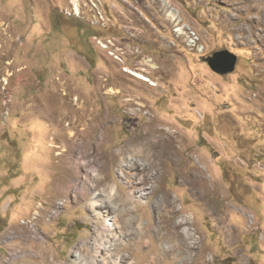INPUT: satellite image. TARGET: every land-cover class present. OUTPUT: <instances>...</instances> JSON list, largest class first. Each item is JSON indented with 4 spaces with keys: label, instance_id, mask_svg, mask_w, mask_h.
<instances>
[{
    "label": "rangeland",
    "instance_id": "374dc122",
    "mask_svg": "<svg viewBox=\"0 0 264 264\" xmlns=\"http://www.w3.org/2000/svg\"><path fill=\"white\" fill-rule=\"evenodd\" d=\"M244 2L0 0V264H74L77 246L81 264H104L91 243L113 238L105 215L143 223L116 230L129 245L113 258L127 263L190 258L172 231L189 219L206 264H264V42L248 36L264 0H247L259 6L249 12ZM221 50L238 56L233 73L203 60ZM78 98L89 109L80 120ZM153 119L177 137L159 153L142 143ZM126 162L144 167L132 184ZM57 200L62 212L49 217ZM39 203L35 236L21 221Z\"/></svg>",
    "mask_w": 264,
    "mask_h": 264
},
{
    "label": "bare ground",
    "instance_id": "6f19581e",
    "mask_svg": "<svg viewBox=\"0 0 264 264\" xmlns=\"http://www.w3.org/2000/svg\"><path fill=\"white\" fill-rule=\"evenodd\" d=\"M250 2H252L253 0H248ZM249 3H247V0H245L244 2V5L245 6H242L240 8H238L239 11H241L242 9L244 11H250L252 9H256L259 7V6H250L248 5ZM79 14V8H76ZM168 14V13H167ZM170 14V15H169ZM169 17L171 20H173L174 22H181L179 17L175 14V12L172 11V13H169ZM256 17L252 18L251 21L253 22V25L252 26V29L249 33V39H252L253 35L256 36V38L259 39V42H264V10L263 12H259L258 14L256 13ZM238 20V19H237ZM226 21V20H225ZM184 28L186 27H181L179 29H176L175 31L177 33H179V35H187V32L184 31ZM239 31H243L242 29H239ZM258 31V33H257ZM193 35V34H192ZM189 39V42H192L191 40V37L189 36L188 37ZM105 47V46H103ZM152 60H148L146 61L147 64H151ZM153 65V64H152ZM151 68H154L153 66H151ZM125 71L128 73V74H131L143 81H147L150 83L151 86L153 87H159V84L156 83V82H151V80H149L147 77H145L143 74L141 73H138V72H133V71H130L128 69H125ZM65 90V89H64ZM116 94L118 92H115ZM64 96V95H63ZM80 101H79V98H78V105H80ZM69 105V104H68ZM139 106H141V109L137 110V114L142 112L143 111V104H139ZM78 110L81 111L78 112L79 114V120L83 118L84 115L88 114L89 113V109L88 107L86 106V104L82 103L80 106H78ZM40 112H43V111H40ZM45 112V111H44ZM91 114V113H90ZM90 119V118H89ZM79 125V124H78ZM90 127V126H89ZM148 130V137L145 138V142H142L144 143L145 145H147L152 151L155 150L154 152H158L157 150L161 149V145L162 144H165L166 141H169L171 143V146L173 145V143L175 142L176 140V135L175 134H171L169 131H165L164 129L162 128H156V121L153 119V120H150L149 122V127L146 128ZM163 132L162 133V140L160 141H156L154 140L155 138V133L156 132ZM72 133V132H71ZM135 142V141H134ZM133 143V141H132ZM129 145V144H128ZM144 145V146H145ZM149 149V150H150ZM64 151V150H63ZM159 153V152H158ZM61 155H65L64 152H61L59 153ZM127 164H124L123 165V173L125 175V178L128 180V182L130 184L133 183V179H134V175L135 173L138 171V170H143L144 167H139L138 165H135L133 164V166H130L132 163H128L126 162ZM143 165V164H142ZM96 176V174H95ZM156 179H157V183H158V180L160 181L161 179V176L159 177V175L155 176ZM141 177L136 179V183H141ZM159 184V183H158ZM142 184H138V189L136 190L137 192V199H136V202L139 204V205H143L146 203V193L144 192V190H142L141 188L144 187H139L141 186ZM159 187V185H155L152 187V191H155L157 190V188ZM133 188V187H132ZM116 189L115 188H112V190L114 191ZM133 191H135V189H133ZM85 194V193H84ZM134 195L131 194L129 196H126L124 197L123 200L127 201L128 200H134ZM173 199L174 198H170V195H167L164 197V199L162 200L163 201V204L166 205V207H162V208H165L167 210H170L169 208H171L172 204H173ZM104 202V201H103ZM109 204V203H107ZM103 205V208L106 210L104 214H109V205ZM65 205V201L64 200H57L54 205L52 206V209L51 211L49 212V217H54V216H57L59 215L61 212H62V209H63V206ZM102 205V203H101ZM173 207V206H172ZM102 208V207H101ZM108 209V210H107ZM171 211V210H170ZM112 212V211H111ZM120 212V215L123 216V214H127L129 212H131L129 209L127 210L126 208H123L122 210L119 211ZM173 213H176V211H172ZM102 213V212H101ZM100 214V213H99ZM116 214V213H115ZM130 214V213H129ZM97 215V214H96ZM41 215L39 214V212L37 211L32 217L28 218V219H32V222H25L26 226L30 232L32 234H34L35 236H39V233L40 232H33L35 231L37 228H38V219ZM118 216V215H117ZM108 217L110 219H112V221L109 222L110 219L106 220L105 224L107 225L108 229L111 230L112 234H114L113 238H109L107 239V244H105L104 242H100L98 243L97 241L100 240L99 237H97V241L94 240L92 243H91V247H92V250L93 252L95 253V257H96V261L97 259L99 258L98 256H100L99 254L105 250V256L102 258L103 260H105L104 264H131V263H127V258L123 256V258H121V256H117L115 258H113V252H115L116 250V246L117 245H129L128 242L125 240V238L123 237L122 235V230H121V235H118L117 234V229H122V228H126L128 230V228L130 227H135L136 229H138V232L139 230H141L143 228V223L142 221L141 222H137L135 223V220H131V221H125L124 223L125 224H121L119 222V220L117 219V217L115 216H112V218L110 217V215L106 216L105 215V218ZM119 217V216H118ZM127 219V218H125ZM124 219V220H125ZM134 219V218H133ZM161 219H162V216H161ZM169 219L167 220H164L166 221V227L171 230V225L168 224V221ZM190 225V224H193V222L191 223V221L189 219H186L184 221H180V222H177L174 224V227H173V232H175L180 238L181 240L183 241V246L180 247L181 251L186 253L187 255L190 256V258H177V259H174L173 262L171 264H206V260H205V256H204V244H199L202 243V241H199V238L197 236V234L200 232L197 230L196 227H191V226H188L187 225ZM136 225V226H135ZM186 226V230H184L183 232H178V229L182 226ZM99 226V225H98ZM102 228V225L100 226ZM117 230V231H116ZM154 230L159 233L161 232L162 230H164V225H162V222L159 223L157 226L154 227ZM168 232V231H167ZM198 237V239H197ZM194 240V241H193ZM86 241V240H85ZM189 241H193V242H189ZM120 242V243H119ZM146 244L149 245V243L151 244V240L149 238H147V240L145 241ZM111 246H113L111 248ZM165 248H168L169 249V245L168 244H165L164 245ZM197 246V248H196ZM110 247V248H109ZM105 248V249H104ZM196 250V253L193 254V251ZM78 256H81L79 251H78V246L74 249V254H73V257L71 259V261L74 263V264H78V262L81 264V260L78 261ZM132 260H134L133 258H131ZM190 260H192V262H190ZM163 263V259L161 260L160 257L158 255H152L148 261L145 263V264H162ZM168 264V263H167Z\"/></svg>",
    "mask_w": 264,
    "mask_h": 264
},
{
    "label": "water",
    "instance_id": "95a60500",
    "mask_svg": "<svg viewBox=\"0 0 264 264\" xmlns=\"http://www.w3.org/2000/svg\"><path fill=\"white\" fill-rule=\"evenodd\" d=\"M203 60L207 62L215 73L219 75H227L235 71L238 56L229 50H221L208 57H204Z\"/></svg>",
    "mask_w": 264,
    "mask_h": 264
},
{
    "label": "built area",
    "instance_id": "2783aa9c",
    "mask_svg": "<svg viewBox=\"0 0 264 264\" xmlns=\"http://www.w3.org/2000/svg\"><path fill=\"white\" fill-rule=\"evenodd\" d=\"M186 28H184V31H188L189 30V29H186ZM38 206H39V214H41L42 212H44V210H42V203H39ZM64 210H65V207H64ZM25 222H32V219H22L21 223H25ZM95 230L97 231L96 228H95Z\"/></svg>",
    "mask_w": 264,
    "mask_h": 264
}]
</instances>
